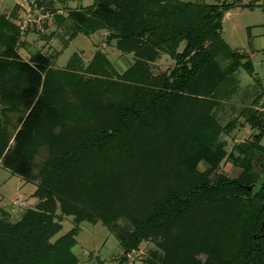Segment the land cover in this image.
I'll return each instance as SVG.
<instances>
[{
	"label": "trees",
	"instance_id": "obj_1",
	"mask_svg": "<svg viewBox=\"0 0 264 264\" xmlns=\"http://www.w3.org/2000/svg\"><path fill=\"white\" fill-rule=\"evenodd\" d=\"M153 6L157 9L152 8ZM236 6L255 7L257 4L244 3L243 0H216L213 3L184 0H93L87 9L83 7L86 11L94 9L91 14L85 11L69 13L68 17L74 22V31L68 40L80 33L90 36L100 29H109V43L112 39H117L118 50L124 53L135 52L139 60L122 73L103 52L96 54L92 63L98 62L100 67L103 64L105 67L110 66L116 73L117 78L111 81L112 86L119 88L123 86L129 91L127 90L128 92H125L119 100L106 101L102 104L100 107L105 116L99 124L88 127L83 138L58 149L44 161L43 171L40 172L41 181L35 191V195L39 198L35 208L28 209L23 217L14 223L0 219V264H77V257L72 253L75 237L69 234L59 237L54 242L50 241L61 229V224L56 219H62V216L57 214L56 202L59 200L63 213L74 214L78 222L84 219L97 222L90 212L94 210L93 208L90 211L84 206L79 208L75 202H72L69 208L68 198L73 199L72 196L77 193L74 192L72 184L78 181L80 168L98 153L128 151L132 156L140 154L148 167L153 165L152 161L158 156L163 158L167 155L168 162L177 168L176 172L180 178H184L183 174H188L186 171L190 170V167L185 166L187 159L191 157L188 150L192 149L196 139L198 144L206 142L203 146L206 150L212 138L218 133L217 128L213 127L220 126V119L217 118L216 121H219L216 122L217 125L214 121L215 116L205 113L198 119L194 115L196 118L194 125L198 120L201 123L197 124L194 133H189L188 114L183 118L185 122L182 124L183 127L180 125L181 117L178 113L181 112L183 104L185 108L186 101L198 104L205 95L204 102L208 107H217L218 101L221 102L238 92L240 82L235 78L236 81L233 83V77L238 76L240 69L248 72L252 77L253 85L255 83L262 87L251 59H247V56L237 48L231 47L222 36L224 15ZM182 42L186 43L180 51L179 46ZM161 51L174 58L175 65L169 74L163 73L161 77L151 79L145 73L148 63L141 57L152 59L151 55L155 52L159 55ZM9 53L5 51L0 54V85L2 86V79L6 75H10L7 77L9 81L12 77L19 76L17 83L10 82V92L7 89L4 91L8 95L19 97L21 83L24 79H29L26 69L33 66L28 62H21L20 59L11 60ZM220 54H224L226 60L231 62L221 66L217 57ZM31 59L37 64V69L45 72L46 85L42 90L43 93L46 90L47 93L50 91L52 85L50 80H54L53 78L60 74L70 77L76 73L68 68L54 75L58 71L50 67L49 55L40 51L33 54ZM78 61L82 63V58L75 52L70 66H75L74 63ZM102 67L96 70L97 74H103ZM39 70H37V85L42 80V73ZM204 76L208 80L206 85L201 82ZM223 78L229 79L232 86L229 87L228 84L224 86L225 82L224 85H220L219 83L223 84ZM59 85L58 82L57 86ZM213 86L216 87L214 94L211 90ZM52 91L54 95L56 94L55 100L58 99L59 90ZM46 101L51 105V110L49 108V112H46L48 120L54 117L55 108L52 105L55 103ZM257 102L258 100L252 105H246L240 110L237 118L230 120L233 122L242 117L243 123H249L259 129L253 140L237 145L239 151L236 156L232 154L242 168L240 175L230 178L219 174L213 182L195 181L194 174L191 175L194 172L192 171L188 175L189 181L186 180L177 186L170 185L171 187L161 197H154L146 213L132 215L131 230L119 233L118 237L124 251L122 260H126V254L137 249L143 241L160 236L164 231L171 233L179 223L187 225L181 230L182 235L180 234L179 238L190 236L195 239L196 236L199 238L203 236L200 233L202 230L200 222L220 220L222 223V226L218 224L220 231L223 227L231 231L234 224L238 233L231 234L235 231L226 233V238L229 235H232V238L226 245L224 244L225 246L223 245L224 247L220 244H218L220 246L212 244L215 250L221 252H224L223 249L227 246H236L231 256L228 255L217 263L264 264V170L258 168L260 162L264 165V145L260 141L264 134V112L255 106ZM212 113L217 115L216 110L212 109ZM208 121L213 124H209ZM4 124L0 119V157L10 139L9 126L7 122ZM176 124L180 126L178 131L186 129V133L180 131V134L186 137L180 147L185 146L186 149L179 147L181 150L176 153L179 148L175 150V144L170 140L168 147L164 145L166 149L159 145L156 150L146 147L145 150L140 151H144L143 153L135 152L139 146L142 147L141 139L148 134L154 136L156 128L160 125L168 130L172 139L177 128ZM194 134L198 136L193 138ZM33 139L30 138L28 142L32 143ZM196 150L198 151L197 148ZM23 157H25L23 151L14 153L13 156L6 155L10 166L8 168L26 173L25 166L20 164V158ZM162 163L165 164L164 161ZM181 169H184L182 175ZM84 173L85 182L88 183L91 173L88 170ZM177 177L173 178L176 180ZM153 180L152 176L151 181ZM94 197L96 195L93 193L91 198L93 202H97L98 199ZM92 204L90 203V206ZM95 205L97 203H94ZM202 210L210 213H203ZM245 213L250 217H244ZM195 215L201 218L196 221ZM219 236L225 235L222 231L220 233L215 231V238L219 239ZM175 245L178 246L174 251L176 264H192V262L200 264L197 258L188 255L190 250L187 245L190 244L184 245L183 241L180 244L175 240Z\"/></svg>",
	"mask_w": 264,
	"mask_h": 264
},
{
	"label": "rangeland",
	"instance_id": "obj_2",
	"mask_svg": "<svg viewBox=\"0 0 264 264\" xmlns=\"http://www.w3.org/2000/svg\"><path fill=\"white\" fill-rule=\"evenodd\" d=\"M185 1L215 2L216 0ZM250 1L252 0H244L245 3ZM254 1L262 4L254 8L235 7L230 17L223 21L222 36L232 47L240 46L241 49H247L250 36L264 35L262 25L264 22V0ZM92 3L93 0H0V54L8 51L11 60L20 59L21 62H28L33 66V68L26 69L29 81L26 78L21 83L19 97L4 92L6 89L10 92L11 83H17L19 76L12 77L9 81L7 77L10 75H6L2 79V86L0 85V119L3 125L7 122L10 135L8 146L0 157V219L14 223L20 220L28 209L35 208L39 202L35 191L41 181L42 173L40 172L43 171L44 161L58 149L83 138L88 127L99 124L105 116L100 107L102 104L106 101L119 100L125 92L129 91L128 88V91L125 90L123 86L120 88L112 86L111 81L117 76L110 66L105 67L104 64L103 67L101 66L103 75L97 74L96 70L101 69L98 62L92 63L96 54L103 52L123 73L136 60H139L135 52L124 53L118 50L117 39H112L109 43V29H100L90 36L80 33L68 40L74 31V22L68 17L69 13L85 11L91 14L94 9L87 11L86 9ZM152 8L157 9L155 6ZM185 43L182 42L179 46L180 51L183 50ZM37 51L49 55L50 67L58 71L54 75H58L59 72L68 68L76 72L75 75L64 77L63 74H60L55 76L54 80L49 79L53 86H50L48 93L47 90L43 93L42 90L46 85L45 72L37 69V64L31 59V56ZM75 52L81 56L82 63L78 61V63H74L75 66H70ZM254 52V50H248L247 54L250 55ZM151 56H153L150 57L152 59L141 57L148 63L145 73L151 79L161 77L163 73L169 74L175 65V59L165 52L161 51L159 55L155 52ZM256 56L254 58L255 68L262 79L264 88V52L262 51ZM217 57L221 66H226L231 62L226 60L224 54ZM37 70L42 73V80L38 85ZM8 74L11 73L8 72ZM237 75V77H233V83L236 81L235 78H238L240 82L238 92L221 102L218 101L217 107L209 108L208 104L204 102L206 97L203 95L200 103L192 104L190 101H186V108L183 107L185 105L183 104L180 109L181 112L178 114L182 118H179L182 127V124L185 123L183 122L185 114L190 117L187 123L189 133L195 132L197 124L201 123L198 120L194 125L195 119H200L202 114L215 116V123H219L216 121L217 118L220 119V126L213 127L217 128L218 133L212 138L206 150L203 149L206 142L198 144L197 139L192 149L188 150L191 157L187 159L185 166L190 167V170L186 171L188 172V174L185 173L186 175L183 174L184 169H181V173L179 172L184 175V178L177 175V168L168 162L167 155L163 158L158 156L152 161L153 165L148 167L147 162L141 158L140 154L132 156L128 151L98 153L80 168L78 181L76 184H72L74 192L77 193L72 196L73 199L68 198L69 208L74 202L79 208L84 206L89 211L93 208L94 210L90 212L95 216L97 222L93 223L89 219L78 222L74 214L63 213L61 202L57 200V214H60L62 219L57 218L56 220L61 224V229L50 241L54 242L59 237L69 234L75 237L76 242L72 253L77 257V264H176L174 251L178 246L175 245V240L180 244L182 241L184 245L190 244L187 245L190 250L188 255L197 258L200 264H218L217 262L222 258L231 256L236 246H227L223 249L224 252L215 250L213 247V245L223 246L228 243L227 241L232 238V235L226 238V233H231V231H235L231 234L238 233L235 225L232 224L231 231L226 227L221 229L225 236H219V239L215 238V231L221 232L218 227L220 220L200 222V229H202L200 233L203 236L201 238L196 236L195 239L190 236L184 237V239L179 238L181 230L187 226L185 223H179V226L176 225L171 233L164 231L160 236L143 241L137 249L126 254V260H122L124 251L118 235L124 230L133 228L132 215L146 213L154 197H161L169 187L186 181L192 171L194 172L191 175L194 174L195 181L213 182L219 174L230 178L240 175L242 168L239 162L234 159V155L236 156L239 151L237 145L253 140L259 129L249 123H243L242 117L233 122L230 120L237 118L243 107L254 104L256 100L258 102L255 106L264 112V91L257 84L252 85L253 81L246 70L240 69ZM223 79V84L219 83L220 85H224L225 82L224 86L227 84L229 87L232 86L229 79ZM206 81H208L207 77L204 76L201 82L205 84ZM58 82L59 86H57ZM52 90H59L58 99L55 100L56 94L54 95ZM211 90L214 94L216 87L213 86ZM46 100L55 103L52 105L55 108V110L52 109L54 117L48 120L46 112L49 108L51 110V105ZM214 100L216 101L215 97ZM45 108L46 110H44ZM212 109L217 111V115L212 113ZM228 122L230 125L227 124ZM175 127L178 129L175 128L173 138L170 139L168 130H165L162 125L158 126L154 136L148 134L141 139L142 147L139 146L135 152L143 153L144 151H140L145 150L146 147L156 150L159 145L166 149L164 145L168 147L170 140H173L176 150L186 139L180 134V131L186 129L178 131L179 124H176ZM196 135L194 134L193 138ZM30 138L35 140L33 139L30 143L28 142ZM154 138L156 139L154 140ZM260 141L264 145V134ZM180 148L176 153L181 149H186L185 146ZM19 151H23L25 156L20 158V164L25 166L26 173H19L8 168L10 166L6 155L13 156ZM19 155L21 156V154ZM171 159L175 158L171 157ZM163 161L165 164L162 163ZM260 163L258 168L264 170V165ZM87 170L91 173L88 183L85 182L84 173ZM152 176L154 177L153 181H151ZM173 177H177L176 180ZM93 193L96 195L94 199H98L97 202H93V198H91ZM90 203H93L92 206ZM94 203L97 205L94 206ZM206 211L203 213H210ZM245 214L244 217L249 216L247 213ZM206 215L203 216L206 217ZM201 216L195 215L193 218L198 221ZM220 225L222 226V223ZM189 237L190 239L187 241ZM210 238L215 239L211 240ZM229 244L231 245V241ZM229 247L231 248L229 249ZM186 249L188 248L186 247ZM185 258H187L186 254Z\"/></svg>",
	"mask_w": 264,
	"mask_h": 264
},
{
	"label": "crops",
	"instance_id": "obj_3",
	"mask_svg": "<svg viewBox=\"0 0 264 264\" xmlns=\"http://www.w3.org/2000/svg\"><path fill=\"white\" fill-rule=\"evenodd\" d=\"M185 1V0H184ZM254 0L250 1V2H253ZM196 2V1H194ZM198 2V1H197ZM203 2H206V1H203ZM244 2V0H243ZM209 3H213V2H209ZM245 3V2H244ZM249 3V2H248ZM255 4H257V6L261 5L262 3L261 2H255ZM236 7H241V6H236ZM243 8H246V7H243ZM250 8H254V7H250ZM235 9V7H233L232 9H230L229 11H227L224 15V18H223V21L224 19L226 18H229L230 15H231V12ZM263 27H264V22L262 23ZM223 30H224V26H223ZM223 32V31H222ZM69 44H71V42H69ZM230 45V44H229ZM231 46V45H230ZM232 47V46H231ZM233 48H237L240 52L244 53L246 56H247V59H251V61L253 62V65L255 67V61H254V58H256V54L260 53V52H264V35L263 34H258L254 37H249V47L246 49H241L240 46H236V47H233ZM248 50H254L255 52L253 54H250L248 55L247 54V51ZM255 72H256V68H255ZM256 75L260 78L261 80V84H262V79L261 77L259 76L258 72H256ZM250 78L252 79V77L250 76ZM253 81V80H252ZM250 81V82H252ZM252 85H253V82H252ZM262 89L263 86L261 87Z\"/></svg>",
	"mask_w": 264,
	"mask_h": 264
}]
</instances>
